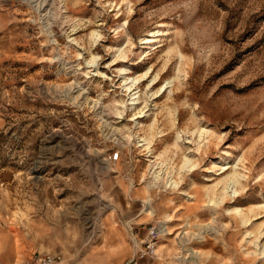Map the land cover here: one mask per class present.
<instances>
[{"label": "rangeland", "instance_id": "obj_1", "mask_svg": "<svg viewBox=\"0 0 264 264\" xmlns=\"http://www.w3.org/2000/svg\"><path fill=\"white\" fill-rule=\"evenodd\" d=\"M111 221L127 264H264V0H0V264Z\"/></svg>", "mask_w": 264, "mask_h": 264}, {"label": "crops", "instance_id": "obj_2", "mask_svg": "<svg viewBox=\"0 0 264 264\" xmlns=\"http://www.w3.org/2000/svg\"><path fill=\"white\" fill-rule=\"evenodd\" d=\"M139 201L141 202L142 199L139 198L137 200H133V202H131L132 204L130 203V208L128 209H126L127 206L125 205V213L129 214V217L132 218L136 216L139 218V220L135 221V224H143L139 223L143 219L142 212L138 213L142 209L137 205V202ZM105 239L108 240V244H106L107 246H96V249L90 253L85 264H127L132 255V250L124 227L114 221H111ZM185 250L187 252L188 249ZM191 251L194 252L195 255L198 253L193 250ZM139 264L160 263L157 260L146 259L139 262Z\"/></svg>", "mask_w": 264, "mask_h": 264}, {"label": "built area", "instance_id": "obj_3", "mask_svg": "<svg viewBox=\"0 0 264 264\" xmlns=\"http://www.w3.org/2000/svg\"><path fill=\"white\" fill-rule=\"evenodd\" d=\"M120 158L119 153H115L111 155L110 159L112 162L118 161ZM157 232L151 228L149 232L150 240H148V244L145 248V250L142 252L140 258L147 257L150 255H154L156 251V240L157 236H155ZM24 264H62V259L58 255L53 254H40V255H34L31 257L28 261H26Z\"/></svg>", "mask_w": 264, "mask_h": 264}, {"label": "bare ground", "instance_id": "obj_4", "mask_svg": "<svg viewBox=\"0 0 264 264\" xmlns=\"http://www.w3.org/2000/svg\"><path fill=\"white\" fill-rule=\"evenodd\" d=\"M235 180H236V179H235ZM235 180H234V181H235ZM172 184H173V185H176V182H172ZM236 184H237L236 182H233V186L230 185V187H229V188H231V189L233 190L232 192H233V195H234V196H236V194H237V191H236V186H237V185H236Z\"/></svg>", "mask_w": 264, "mask_h": 264}]
</instances>
